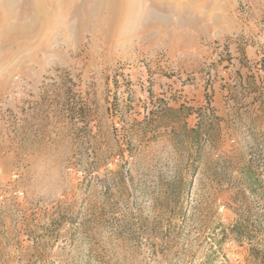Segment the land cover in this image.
I'll use <instances>...</instances> for the list:
<instances>
[{"label": "rangeland", "instance_id": "1", "mask_svg": "<svg viewBox=\"0 0 264 264\" xmlns=\"http://www.w3.org/2000/svg\"><path fill=\"white\" fill-rule=\"evenodd\" d=\"M189 1L126 0L111 23L98 0H59L47 22L12 0L14 28L0 27V264H264V111L213 113L228 51L201 37L203 112L184 128L196 77L164 44Z\"/></svg>", "mask_w": 264, "mask_h": 264}, {"label": "crops", "instance_id": "2", "mask_svg": "<svg viewBox=\"0 0 264 264\" xmlns=\"http://www.w3.org/2000/svg\"><path fill=\"white\" fill-rule=\"evenodd\" d=\"M245 4L246 7L240 5ZM184 17L189 18L182 28L175 27V41L164 45L176 54L177 70L182 76L194 75L192 84L183 91L190 99L184 111V128L196 131L204 99L203 81L199 73L205 48L202 38L222 43L226 40L228 57L215 65L217 78L212 84L211 110L217 116L240 102L254 116L264 111V68L258 67L260 54L264 55V0H198L187 2ZM182 17V19H179ZM158 44L148 46L149 49ZM200 115V116H199Z\"/></svg>", "mask_w": 264, "mask_h": 264}, {"label": "bare ground", "instance_id": "3", "mask_svg": "<svg viewBox=\"0 0 264 264\" xmlns=\"http://www.w3.org/2000/svg\"><path fill=\"white\" fill-rule=\"evenodd\" d=\"M128 2L126 3V0H98L96 11L100 12L102 9H106L110 16L109 22L112 23L116 18H119L122 9L126 6H133ZM11 4L12 0H0V27H2V24L8 23L9 28H14L13 23L9 21V13L11 14L12 11ZM32 6L34 7V19L41 18L47 22L54 19L55 13L59 11L60 3L59 0H32Z\"/></svg>", "mask_w": 264, "mask_h": 264}, {"label": "built area", "instance_id": "4", "mask_svg": "<svg viewBox=\"0 0 264 264\" xmlns=\"http://www.w3.org/2000/svg\"><path fill=\"white\" fill-rule=\"evenodd\" d=\"M261 58L259 60V62L257 63L258 64V67L260 68H264V55L263 54H260Z\"/></svg>", "mask_w": 264, "mask_h": 264}]
</instances>
